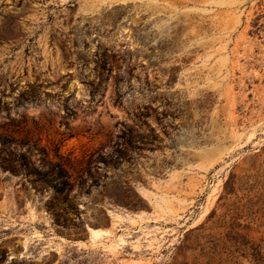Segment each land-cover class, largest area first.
Returning <instances> with one entry per match:
<instances>
[{
    "label": "rangeland",
    "instance_id": "rangeland-1",
    "mask_svg": "<svg viewBox=\"0 0 264 264\" xmlns=\"http://www.w3.org/2000/svg\"><path fill=\"white\" fill-rule=\"evenodd\" d=\"M0 137V264H191L230 176L264 192V0H0Z\"/></svg>",
    "mask_w": 264,
    "mask_h": 264
},
{
    "label": "trees",
    "instance_id": "trees-1",
    "mask_svg": "<svg viewBox=\"0 0 264 264\" xmlns=\"http://www.w3.org/2000/svg\"><path fill=\"white\" fill-rule=\"evenodd\" d=\"M102 64L101 67H104V61ZM121 138L125 146L131 145V137L124 135ZM0 142L4 144L5 138L0 137ZM47 165V170L44 172L35 169L32 171L31 168H27V173L41 175V181L51 191L52 195L46 204V208L55 217L54 223L58 225L57 206L64 202L70 204L69 202L72 200L70 192L75 184L80 185L81 182L76 183L71 179V174L62 162L49 161ZM6 168L15 171L13 165ZM231 181L232 177L230 176L225 181L224 190L219 195L218 200L231 196L237 200H234L231 206L214 222L212 221L210 225L206 226V223L215 214V210H211L204 222L189 230V235L192 236L190 243L178 246L179 251L184 248L195 251V260L191 264H198L199 256L206 257L207 261L204 264H215L214 257L218 253L224 256L220 260L224 262L223 264H243V260H246L248 264H264V192L256 193L253 196H238L231 188ZM242 199H245L244 202L241 205L237 204ZM235 201L237 202L235 203ZM114 202L126 208H138L135 203L127 201L123 195L114 199ZM253 231L259 235H253ZM193 232L194 234H192ZM187 235L185 239H188Z\"/></svg>",
    "mask_w": 264,
    "mask_h": 264
},
{
    "label": "bare ground",
    "instance_id": "bare-ground-1",
    "mask_svg": "<svg viewBox=\"0 0 264 264\" xmlns=\"http://www.w3.org/2000/svg\"><path fill=\"white\" fill-rule=\"evenodd\" d=\"M91 231H92V233H93L94 235H97V234H98V229H91Z\"/></svg>",
    "mask_w": 264,
    "mask_h": 264
}]
</instances>
